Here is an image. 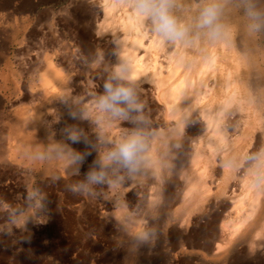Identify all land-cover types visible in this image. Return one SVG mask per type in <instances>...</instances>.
Returning <instances> with one entry per match:
<instances>
[{
    "label": "bare ground",
    "instance_id": "obj_1",
    "mask_svg": "<svg viewBox=\"0 0 264 264\" xmlns=\"http://www.w3.org/2000/svg\"><path fill=\"white\" fill-rule=\"evenodd\" d=\"M80 2L94 8L98 41L112 48L111 77L117 67L124 70L128 78L120 82L139 95L142 108L133 115L143 119L133 123L96 107L106 84L98 77L95 85L89 77L99 75L94 73L101 58L97 45L87 48L94 52L92 62L78 58L69 44H63L59 59L47 57L39 77L41 95L58 113L77 107L100 119L99 146L90 139L91 155L109 150L133 132L144 134V150L137 169L130 171V183L134 187L151 179V194L158 198V229L165 223L173 249L210 252L220 264L228 252L240 248L249 249L253 261L264 258V28L250 14L249 0H169L170 15L189 28L187 37L178 41L162 39L152 20L135 9L136 0ZM211 3L219 6L217 22L222 25L215 38L197 26L202 9ZM80 63L84 74L73 73ZM147 91L158 104L155 112L145 100ZM82 129L81 124L69 134ZM73 144L75 149L81 146ZM50 150L57 156L68 153L63 144ZM73 157L69 172L76 167ZM85 157L89 159L88 153ZM50 160L54 162L52 156ZM203 220L204 231L190 236V226ZM126 246L132 253L136 243L129 240ZM200 259L188 260L201 264Z\"/></svg>",
    "mask_w": 264,
    "mask_h": 264
},
{
    "label": "rangeland",
    "instance_id": "obj_2",
    "mask_svg": "<svg viewBox=\"0 0 264 264\" xmlns=\"http://www.w3.org/2000/svg\"><path fill=\"white\" fill-rule=\"evenodd\" d=\"M80 1L33 0L29 4L28 0H0V264H197L189 258H201V264H220L210 252L186 246L173 249L165 223L158 229V198L152 195L149 177L133 187L130 170L114 164L103 169L104 182L81 187L87 183L86 173L100 171L101 156L116 145L89 154L90 139L95 138L99 146L100 119L86 116L77 107L70 113H58V107H52L39 90L45 59L53 55L59 59L65 44L84 62L96 60L87 48L97 45L101 58L94 73L99 75L90 73L89 77L95 85L98 77L106 83L111 79L112 48L98 41L92 26L94 8L83 7ZM249 9L264 28V0H249ZM78 66L73 73L84 74L81 63ZM146 95L150 96L149 91ZM146 98L151 111H157L158 104L151 96L147 98L151 103ZM81 124L82 131L76 132L81 145L77 150L69 133ZM18 136L22 138L16 145ZM50 141L63 144L68 153L54 155L51 162ZM73 151L84 157L69 172ZM203 221L190 226V236L203 230L207 225ZM129 240L136 243L132 253L126 246ZM248 251L228 252L225 264H264V258L253 261ZM173 252H180L174 260Z\"/></svg>",
    "mask_w": 264,
    "mask_h": 264
},
{
    "label": "clouds",
    "instance_id": "obj_3",
    "mask_svg": "<svg viewBox=\"0 0 264 264\" xmlns=\"http://www.w3.org/2000/svg\"><path fill=\"white\" fill-rule=\"evenodd\" d=\"M135 9L150 18L155 26V30L162 39L178 41L187 37L189 28L178 24L177 20L169 13V0H136ZM255 15L254 13H250ZM220 16V8L217 4L211 3L205 6L199 16L197 26L208 30V35L215 38L219 35L222 25L217 21ZM124 70L117 67L110 81L104 85V94L95 100L96 107L115 118L122 120H131L135 123L142 120V117L134 116L138 113L142 105L138 103L135 90L131 86H126L120 81L127 79ZM69 139L73 143H79L80 137L73 132ZM144 134L136 131L123 139L114 149L106 152L100 158V171H89L86 173V184L81 187H87V184L102 183L105 180V171L111 165H119L130 171H135L140 162L139 154L144 150ZM90 154V153H89ZM252 159H256L253 157ZM74 161H82L83 157L76 155ZM30 195H35L31 193Z\"/></svg>",
    "mask_w": 264,
    "mask_h": 264
},
{
    "label": "crops",
    "instance_id": "obj_4",
    "mask_svg": "<svg viewBox=\"0 0 264 264\" xmlns=\"http://www.w3.org/2000/svg\"><path fill=\"white\" fill-rule=\"evenodd\" d=\"M22 137H20V136H18V137H15V141L16 142H18L19 141V139H21ZM16 145H17V143H16ZM54 156V154H53V152H52V157Z\"/></svg>",
    "mask_w": 264,
    "mask_h": 264
}]
</instances>
